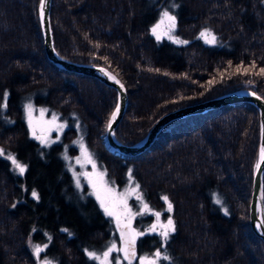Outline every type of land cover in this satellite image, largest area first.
<instances>
[{"label": "trees", "instance_id": "obj_1", "mask_svg": "<svg viewBox=\"0 0 264 264\" xmlns=\"http://www.w3.org/2000/svg\"><path fill=\"white\" fill-rule=\"evenodd\" d=\"M39 2L0 0V264H98L87 253L102 251L117 230L67 167L76 117L108 176L122 185L131 170L149 207L174 221L167 241L140 237L138 253L147 240L150 251L164 246L171 264H264V241L249 214L260 141L256 105L239 100L175 118L142 152L112 150L105 135L117 90L48 58ZM162 9L177 17L175 36L187 44L152 35ZM50 17L61 55L107 66L123 81L128 105L114 133L124 143L184 104L238 87L264 97V0H52ZM202 28L216 44L201 39ZM26 102L67 119L59 141L42 145L29 135ZM8 155L26 165L23 174ZM36 245L44 249L39 257Z\"/></svg>", "mask_w": 264, "mask_h": 264}, {"label": "snow or ice", "instance_id": "obj_2", "mask_svg": "<svg viewBox=\"0 0 264 264\" xmlns=\"http://www.w3.org/2000/svg\"><path fill=\"white\" fill-rule=\"evenodd\" d=\"M48 0H40L39 4V15L41 19L45 16V9L47 5ZM173 8L177 7V5L173 4L171 5ZM177 26V17L173 15L168 9H165L160 14L159 21L152 26L151 32L152 35L155 36V38L159 41L164 37H167L169 40L174 41L177 44H187L188 41L181 40L175 35H173L174 30ZM200 37L204 39L205 43L207 44H216V36L211 33L209 30L202 31L200 33ZM254 67V65H253ZM237 71H240V68L238 66ZM245 72L248 71V69H244ZM260 74H264V68L260 69ZM110 79L115 80L116 78L114 76H111V74H108ZM117 84H120L119 80H116ZM211 83V82H210ZM120 87L123 88V84H120ZM253 96L256 95L255 92L251 93ZM7 96V93H5V97ZM261 99H264V97H260ZM26 111L28 113L29 117V126L33 128V136L40 140L42 144L48 143L47 140V132L51 130V128L48 129H41L42 134L37 135L36 129L33 126V122L31 119V113H32V105L28 104L25 106ZM120 111V105H116V110L111 114V118L109 120L108 127L111 128L112 121H114ZM55 117H53V121L48 122L50 125L54 124ZM58 129H63L64 125H56ZM82 153L85 157V162L92 165L93 172L91 173H84L88 179V183L93 188V194L96 196L97 201H99L100 207L103 209L104 213L108 217H112L117 225V228L120 230V239L122 243V247L118 248L115 243L111 245L107 249V251L103 252L102 256H97L95 252H88L89 258L99 260L100 264H112V260L109 259V257L112 255L113 252L123 253V257H117L116 258V264H122L123 261H127L128 264H132V261L139 260V264H161V261H169L172 258L162 252V250L157 249L155 253L151 256H141L137 257L136 254V241L137 238L140 236L146 235L145 232L140 231L138 232L136 229L132 228V219L137 215H143L151 212L152 210L149 208V205L147 203H143L142 209L139 212H133L132 209L128 205V197L131 195H135L137 201L142 202L143 197L142 194L139 193V184L135 186V188L127 189L124 193H117L116 190L112 187H109L108 182L104 179V173L103 172H97L96 171V164L95 161L92 159L91 154L87 152L86 148H84L83 144H81ZM4 155V150L0 149V156ZM8 160L12 162L14 167L23 174L26 170V165L20 163L14 156L8 155ZM260 160L264 162V147L260 150ZM80 159H77V163H80ZM257 168H260V164H257ZM129 177L131 178V170L129 171ZM77 187L80 186L79 178L77 177L76 180ZM32 196L35 198H38V194L33 191ZM165 201H168V197L164 196L162 197ZM217 204H220L221 201L219 199L216 200ZM167 211H172V204L168 202L167 204ZM225 213H227V209H225ZM156 222L151 225V227L147 230L148 233H158L160 237H162L163 241H167L170 237L171 233L175 232V225L172 218L169 216L166 223L160 222L161 218V212L156 211L153 213ZM258 227H264V223H261L258 225ZM47 247V245H45ZM44 249L41 248L39 245H36L34 247V253L37 257L40 256V253ZM43 264H51L50 261H43Z\"/></svg>", "mask_w": 264, "mask_h": 264}, {"label": "water", "instance_id": "obj_3", "mask_svg": "<svg viewBox=\"0 0 264 264\" xmlns=\"http://www.w3.org/2000/svg\"><path fill=\"white\" fill-rule=\"evenodd\" d=\"M51 2L52 0H48L45 16L41 19L40 15V26L42 28V34L44 39V49H46V54L50 60H53L57 66L60 68H65L71 71H77L80 73H87L93 77H97L102 80L104 83L109 84L117 90V104L120 105V111L114 121H112V126L109 128L107 126L106 135H105V144L117 152H122L126 154H135L140 153L142 150L146 149L150 146L153 140L158 136L163 127L173 121L175 118L184 117L189 114H195L196 112H205V110L216 108V106L227 105L235 103L239 100L250 101L254 105H256L259 112V127H260V141H259V151L257 155V162L254 168L253 174V185H252V195L250 200V224L252 226L253 231L257 235H259L264 241V227H258L261 223H264V191H263V182L262 177L264 173V162L260 160V150L264 147V99L261 94H257L250 87H238L237 89L226 91L225 93H220L215 95L214 97L205 98V100L195 101L194 103L184 104L183 106H179L173 108V110L163 113L157 121H155L152 126L146 131L147 133L142 136L140 139L131 142V144L124 143L116 137V133H114L115 128L119 124V121L122 119L125 114L126 107L128 105V92L123 83V81L116 75L110 68L105 67L102 64L92 63L88 61H80L76 59H70L64 55H61L54 46V38L52 37V27H51ZM40 4V2H39ZM114 76L116 79H110L109 75ZM116 80L120 81V84H123V88L120 87V84L116 83ZM255 92L256 95L253 96L251 93ZM116 105L113 108L111 114L116 110ZM111 114L108 118H111ZM257 164H260V168H257ZM117 228V225H116ZM132 228L136 229L132 224ZM120 239V230L117 228ZM137 230V229H136ZM121 241V239H120ZM121 243V247H122ZM138 247V240L136 241V254ZM122 257L123 253L121 252ZM135 261V260H134ZM132 261V263H134ZM127 262V261H126Z\"/></svg>", "mask_w": 264, "mask_h": 264}, {"label": "rangeland", "instance_id": "obj_4", "mask_svg": "<svg viewBox=\"0 0 264 264\" xmlns=\"http://www.w3.org/2000/svg\"><path fill=\"white\" fill-rule=\"evenodd\" d=\"M163 10H165V9H162V11ZM159 19H160V17H159ZM159 19H158V21H159ZM205 30H208V29L207 28H202V30L200 31V33L202 31H205ZM210 32L213 33L212 31H210ZM173 35H175V33H173ZM199 36H200V34H199ZM201 39H203V38H201ZM28 104H31L32 105L31 119H32V122H33V126L36 129V134L37 135H41L42 134L41 129L51 128V130L47 132V140H48V143H46V145H50L52 143H55V141H59L62 138V136H63L62 135L63 132L69 126L67 119L61 118L59 114H56L55 112L49 111L44 106L41 107V106H37L34 103L26 102L25 105H24V108H23V113L25 115L26 126H28L29 135L31 137H34L33 136V128L29 126V117H28V113H27L26 108H25V106L28 105ZM53 117L56 118L55 119V122H54V124H51L50 125L48 122L53 121ZM79 123H80L79 118L76 117L74 119V124H75V126H77L79 128L78 129L79 132L77 134V138L73 140V145L76 147V151L71 154L69 152V150L66 149V151L64 153V157H65V160H66L67 167H69V170L71 172L72 178L74 179L75 187L78 190H81L82 192L87 193L88 195H92L96 199V196L93 194V188H92V186L88 183L87 177L85 175H83L84 173H91V172H93L92 165L85 162V157H84V155L82 153V149H81V144H83L84 148H86L87 152L91 154L92 159L95 161L96 171L97 172H103L105 174L104 175V179L108 182L109 187L114 188L117 193H124L127 189L135 188V186L138 183L133 179V175H131V178L129 177V179L125 183H122V185H118L117 183H115L112 180V177L108 176L106 169L103 166H101V164L98 161L96 155L93 154L91 147L89 145H87L84 136H82V134H80V132H81L80 128L82 129V127H81V124H79ZM60 124H63L64 125L63 129H58L56 127V125H60ZM36 140H38V139H36ZM38 141L40 142V140H38ZM42 145H44V144H42ZM78 158L81 161L80 163H77V159ZM77 177L79 178V181H80V186L79 187H77V184H76ZM138 191H139L140 194H142V191L140 189V186H139V190ZM143 203H146L144 197H143L142 202L137 201L135 195H131V196L128 197V205L132 209L133 212H139V211H141L142 206H143ZM149 208L152 210L151 212H149L150 214H152V217H151L152 219L150 220V222L148 224L145 223V224L142 225V221H143L142 217L144 215H146V214L137 215L131 221V223L133 225H135V228L137 229L138 232L143 231L146 234H151V233H148L147 230L151 227V225L153 223L156 222V218H155V216H154L153 213L156 212L157 210H154L151 207H149ZM149 213H147V214H149ZM110 219L112 220V222H115V220L112 217H110ZM167 219L168 218L163 219L161 217L160 218V222L166 223L167 222ZM115 231H116V233H115ZM153 234H156L159 239L161 238L158 233H153ZM140 237H142V236H140ZM140 237H138L137 240H139ZM109 241H110V243L105 248H103L102 251H95V250H93L92 252H95L97 254V256H102L103 252L107 251V249L109 247H111V245L113 243H115V245L118 248H120L121 247V241L119 239L118 230L114 229L112 231L111 238H110ZM140 248H141L140 251H142V252L141 253H138L137 254V257H141V256H151V255H153L155 253V251L157 249L162 250V252H164L165 254L168 255L167 250H165V247L164 246L162 248H160L159 246H157L156 248H154V249H152L150 251L149 250V247H148V241L147 240L141 241ZM147 248H148V250H147ZM117 257H121L122 258L121 252L120 253L113 252L112 255L109 257V259L112 260V264H116V258ZM43 261H45V260H42V263L41 264H43ZM47 261H50L51 264H55V262H53L50 259L47 260ZM96 261L98 262V264H100V261L99 260H96ZM122 264H128V262L122 260ZM132 264H139V260L138 259L135 260L134 263H132ZM161 264H171V262H170V260L169 261H163L162 260L161 261Z\"/></svg>", "mask_w": 264, "mask_h": 264}]
</instances>
